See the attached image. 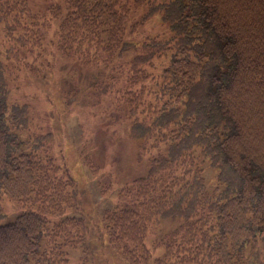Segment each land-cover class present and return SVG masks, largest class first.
Masks as SVG:
<instances>
[{"label": "trees", "instance_id": "trees-1", "mask_svg": "<svg viewBox=\"0 0 264 264\" xmlns=\"http://www.w3.org/2000/svg\"><path fill=\"white\" fill-rule=\"evenodd\" d=\"M49 11L47 18L24 0H0V264H69L67 250L87 239L80 209L92 207L90 189L57 165L51 133L17 90L18 80L28 86L41 77L47 49L39 29L53 23L58 35L66 32L59 54L93 71L92 87L97 80L105 90L124 85L116 109L127 115L136 157L147 160L103 212L98 237L126 264H244L248 251L259 257L264 0H62ZM157 14L170 36L136 38ZM170 50L169 63L150 75L148 67ZM201 156L217 169L222 190L208 191ZM82 164L99 172L88 154ZM5 197L22 209L12 220ZM151 234L153 247H163L155 258L145 246Z\"/></svg>", "mask_w": 264, "mask_h": 264}, {"label": "rangeland", "instance_id": "rangeland-1", "mask_svg": "<svg viewBox=\"0 0 264 264\" xmlns=\"http://www.w3.org/2000/svg\"><path fill=\"white\" fill-rule=\"evenodd\" d=\"M24 1L28 9L40 12L47 18L51 17L49 8L62 3V0ZM142 13L143 10H140L139 14ZM29 15L31 14L22 17V20L29 21ZM57 29L56 23L50 27L43 25L39 29L47 49L46 59L40 67L41 77H32L28 86L23 84L22 79L18 80V96L30 105L36 121L44 124L51 133L53 155L57 165L61 169L69 167L80 181V188L85 187L91 192L92 207L85 209L84 206V209H80L84 213L83 226L87 239L78 248L67 250L69 264H126L98 237L102 226L100 220L103 212L119 201V192L126 184L131 183L132 177L144 171L147 160L140 162L136 157L139 144L128 137L127 115L116 109L122 102L118 101V97H126L122 95L124 85L120 83L117 86H108L105 90L102 82L97 80L99 87H92L91 84L96 81L92 75L93 71L91 73L87 67H82L77 59L75 61L63 58L59 54L58 44L62 42L66 32L61 30L58 35ZM139 30L137 37L135 33L138 39L156 38L162 34H166V38L170 36L169 28L162 23L159 14L149 18ZM172 52L170 50L160 59L154 60L153 65L148 67L149 74H158L163 66L169 63ZM145 83L148 86L153 84L148 81ZM121 86L122 94L119 92ZM17 90H14L12 95ZM153 142L154 139H151L149 145ZM87 154L99 165V172L93 173L82 164ZM200 160L208 191L222 190L223 186L216 178L217 169L210 166L207 157L201 156ZM190 175L195 176L197 172ZM109 185L113 191L105 195L101 186L107 189ZM80 198L82 202V197ZM3 205L8 220L14 219L22 210L17 202L7 197L3 199ZM82 207L83 205H80V208ZM66 215H74L79 219L81 216L77 210H69ZM153 225L151 228L156 229ZM154 236L151 234L145 239V246L152 258L163 253V247H153ZM257 248L259 259L254 258L256 252L248 251L249 255L247 254L244 264H264V242L259 241Z\"/></svg>", "mask_w": 264, "mask_h": 264}]
</instances>
